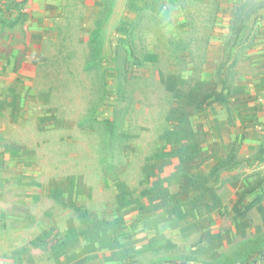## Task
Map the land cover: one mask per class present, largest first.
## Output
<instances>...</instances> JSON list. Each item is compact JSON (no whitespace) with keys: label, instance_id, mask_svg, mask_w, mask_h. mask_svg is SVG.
I'll return each instance as SVG.
<instances>
[{"label":"rangeland","instance_id":"rangeland-1","mask_svg":"<svg viewBox=\"0 0 264 264\" xmlns=\"http://www.w3.org/2000/svg\"><path fill=\"white\" fill-rule=\"evenodd\" d=\"M14 1L0 264H264V0Z\"/></svg>","mask_w":264,"mask_h":264},{"label":"trees","instance_id":"trees-1","mask_svg":"<svg viewBox=\"0 0 264 264\" xmlns=\"http://www.w3.org/2000/svg\"><path fill=\"white\" fill-rule=\"evenodd\" d=\"M20 6V2L11 0L9 4L1 2L0 4V24L13 28L18 23V18H14V10ZM26 17V16H25Z\"/></svg>","mask_w":264,"mask_h":264}]
</instances>
